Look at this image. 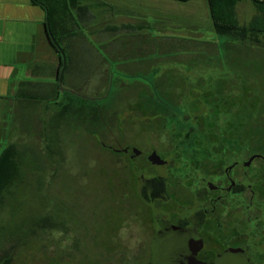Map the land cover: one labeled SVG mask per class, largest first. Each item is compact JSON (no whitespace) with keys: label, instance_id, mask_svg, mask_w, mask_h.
<instances>
[{"label":"rangeland","instance_id":"1","mask_svg":"<svg viewBox=\"0 0 264 264\" xmlns=\"http://www.w3.org/2000/svg\"><path fill=\"white\" fill-rule=\"evenodd\" d=\"M82 2L80 0L95 18L107 14L109 48H120V51L115 55L107 52L108 58L105 57L106 45H100L98 58L83 51L80 64L72 67L77 74L72 83L69 73L64 75L60 86L57 81L58 102L49 101L43 107L40 104L43 120H52L54 114L63 112L59 140L68 160L64 159L60 166L55 158L49 159L42 152L43 139L33 137L34 134L24 136L25 130H20L17 120L8 115V135L0 142V152L14 142H21L19 146L26 150L21 179L5 195L0 206V252L8 247L10 242L5 238L11 230L16 234V230L29 228L22 223L19 229L22 221L54 214L60 215L63 224L53 230H39L37 236L16 251L13 264H109V258L123 252L124 248L133 253L136 240L141 239L133 235L138 233L133 222L127 226L125 218L119 213L116 215L118 205L109 199V175L101 167L109 151L100 147L91 132L97 131L98 136H101L99 132H106L107 140L102 137V144L109 146V106L122 109L123 98L129 96L124 95V91L135 85L161 99L167 95H190L196 102L199 98L220 97L224 101L221 111L233 108L236 112L231 118L232 122H239L237 131L242 136L264 140L263 43L237 41L233 47L225 48L224 39L212 30L204 0L188 3L109 0L107 6L97 9L94 1ZM253 12L255 14V10ZM140 27L145 29L138 32ZM86 29L82 26L87 40ZM97 59L109 70L104 81H96L98 75L105 74L104 71L95 75ZM34 74L37 73L34 71ZM33 76L39 79L32 80L33 83L43 86L47 81ZM166 102L177 106L169 100ZM98 110H102L101 119L95 116ZM91 116L95 117L92 123ZM262 144L264 141L260 144L264 150ZM91 160L98 161L90 169ZM85 169L96 172L77 179L75 175ZM70 181L77 183L71 185ZM82 182L85 188L80 192L76 187Z\"/></svg>","mask_w":264,"mask_h":264},{"label":"flooded vegetation","instance_id":"2","mask_svg":"<svg viewBox=\"0 0 264 264\" xmlns=\"http://www.w3.org/2000/svg\"><path fill=\"white\" fill-rule=\"evenodd\" d=\"M119 51L105 49L108 55ZM105 67L97 59L95 75L105 74L96 81L106 79ZM139 87L124 91L129 96L122 109L109 106V146L102 144L106 132H91L109 151L101 167L109 175L116 215L127 226L133 222V235L141 239L132 254L124 248L109 264H264V140L242 136L239 122H232L236 112L221 111L220 97L161 99ZM59 149L51 158L60 166L68 159ZM94 172L85 169L75 177ZM76 188L82 192L85 185Z\"/></svg>","mask_w":264,"mask_h":264},{"label":"trees","instance_id":"3","mask_svg":"<svg viewBox=\"0 0 264 264\" xmlns=\"http://www.w3.org/2000/svg\"><path fill=\"white\" fill-rule=\"evenodd\" d=\"M170 1L185 3L191 0ZM245 1L247 0H205L212 30L219 38L224 39V46L227 49L233 47L232 44L237 41H242L243 44L247 41L254 44L263 43L264 45V1L250 0L255 14L247 23L241 25L236 13V6L238 3ZM31 2L41 7L45 12L49 34L51 35V39H49L46 31V40L52 52L56 54L58 63L52 72V78H54L52 82H44L43 86L28 80L19 83L17 93L18 110L13 118L17 120L20 130H25L24 136L34 134L33 137L45 141L41 150L46 153L48 158H51L52 153L58 154L59 148H61L59 139L64 119L62 118L63 112L54 114L52 120L46 121L43 120L39 107L40 104L42 107L45 106L49 101L56 104L59 100L58 72L61 68L63 69L60 78L61 83H63L64 75L66 76L67 73L73 70L72 58L74 56L73 52L69 51L72 45L64 46L63 43H70L75 40L87 41L85 36L81 34L75 19L76 14H83L86 9L80 4V0H31ZM60 54H62L61 60L59 59ZM82 55H84L83 51L75 52V57L79 56L76 60L81 59ZM62 61H64V66H62ZM44 89L49 90L48 93L43 92ZM95 116L97 119H101L103 116L102 110H98ZM100 127L101 125L98 123V128ZM20 143L14 142L6 145L0 152V206L4 202L5 195L21 179L22 167L25 166L23 154L26 149L21 148ZM61 221L60 215L47 214L40 218L35 217L31 221L20 222L19 227L21 228L19 229H22V223L28 225L29 228L27 227L28 229L21 232L16 230V234L14 230L8 233V238H5V241L10 243L7 248L2 249L0 252V264H13L14 254L31 237L37 236L39 230L46 231L47 229L60 228L63 226ZM11 243L13 244L10 245Z\"/></svg>","mask_w":264,"mask_h":264},{"label":"crops","instance_id":"4","mask_svg":"<svg viewBox=\"0 0 264 264\" xmlns=\"http://www.w3.org/2000/svg\"><path fill=\"white\" fill-rule=\"evenodd\" d=\"M84 1L82 3H86ZM91 1L96 2L94 4L96 9L109 4V0ZM253 10L250 0L237 4L236 13L241 25L246 20L248 22L251 19L254 15ZM75 19L82 34V26L87 27L85 35L89 37L87 36V41L75 40L70 43H63L64 46L72 45L68 48L74 55H72L73 65L79 57H75V52L78 50H90L92 52L89 53V56L98 58L97 51L100 45H106V51L109 48V37L107 39L109 19L106 13L101 18L100 16L95 18L93 13L87 9L83 14H76ZM45 21L44 10L32 4L31 0H0V142L8 135V115L14 116L18 110L19 83L26 80L39 81L38 78H33V75L41 76L42 80H47L46 83L54 80L52 72L58 63V59L46 40ZM144 29L145 27H140L137 28V31L140 32ZM105 56H107V52ZM59 59L61 60V56ZM34 71L37 74H34ZM69 75L71 81L75 79L77 74L72 70ZM42 91L48 93L49 90Z\"/></svg>","mask_w":264,"mask_h":264},{"label":"water","instance_id":"5","mask_svg":"<svg viewBox=\"0 0 264 264\" xmlns=\"http://www.w3.org/2000/svg\"><path fill=\"white\" fill-rule=\"evenodd\" d=\"M45 28H46V31L48 32V37L49 39H51V35L49 34V26H48V22H47V19L45 21ZM61 56V59H62V54H60ZM62 66H64V61H62ZM62 68L60 69V71L58 72V85L60 86V82H61V74H62Z\"/></svg>","mask_w":264,"mask_h":264}]
</instances>
